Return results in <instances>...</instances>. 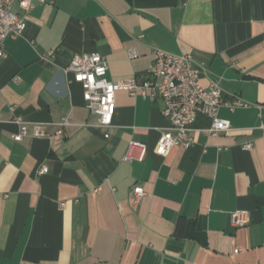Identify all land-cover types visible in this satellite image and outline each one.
<instances>
[{"label": "crops", "instance_id": "0c3cea01", "mask_svg": "<svg viewBox=\"0 0 264 264\" xmlns=\"http://www.w3.org/2000/svg\"><path fill=\"white\" fill-rule=\"evenodd\" d=\"M46 1L0 60V264H264V0ZM156 48L191 55L203 86L249 107L223 105L219 133L199 113L192 145L168 157L154 152L170 131L161 102L119 91L100 127L65 69L99 53L107 80L127 81ZM66 118L63 138L32 136ZM131 141L144 161L124 160ZM238 210L247 225L232 224Z\"/></svg>", "mask_w": 264, "mask_h": 264}, {"label": "built area", "instance_id": "2783aa9c", "mask_svg": "<svg viewBox=\"0 0 264 264\" xmlns=\"http://www.w3.org/2000/svg\"><path fill=\"white\" fill-rule=\"evenodd\" d=\"M45 4L46 0H0V60L6 57V41L18 38L24 34L28 19L36 7V3ZM52 3H50L51 5ZM132 51L130 58H136ZM154 60L150 68L141 77L113 83L107 80L108 61L99 53L75 57L65 69L66 75H72V81L83 88L87 109L100 118V127L109 129L113 122L116 109V94L127 91L131 96H140L152 102L163 104L162 114L169 120L170 131L163 133L154 149L162 157H168L178 146L192 145L191 132L199 113L212 119V133L227 131L228 121L219 118L220 109L226 105L231 111L249 107L241 99L231 103H223L222 89L217 82L205 87L201 83L203 69L194 63L193 57L187 54H174L156 48ZM18 82L19 79L17 78ZM21 124V120L18 119ZM69 120H63L54 135H49L42 126H36L32 132L34 138H63ZM29 130L22 126L13 135L16 141H22L29 136ZM109 134L105 138H109ZM253 145L247 144L244 149L252 150ZM147 145L131 141L125 161H144ZM135 154V155H134ZM45 167L38 174L46 173ZM101 189H98V191ZM135 199L138 202L146 192L136 187ZM231 222L236 227L245 226L249 222L247 211H235L230 214Z\"/></svg>", "mask_w": 264, "mask_h": 264}]
</instances>
